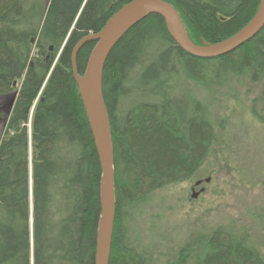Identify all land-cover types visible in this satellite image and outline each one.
<instances>
[{
  "label": "trees",
  "instance_id": "1",
  "mask_svg": "<svg viewBox=\"0 0 264 264\" xmlns=\"http://www.w3.org/2000/svg\"><path fill=\"white\" fill-rule=\"evenodd\" d=\"M133 1L0 0V101L15 82L20 87L0 130V264H95L101 169L72 53ZM163 1L198 46L236 35L260 4ZM94 46L87 43L77 56L80 76ZM239 81L260 83L264 94V30L229 55L201 60L151 15L111 52L103 73L116 175L109 264H151L131 227L132 209L158 190L201 178L220 141L211 106ZM164 264H264V256L246 231L219 228Z\"/></svg>",
  "mask_w": 264,
  "mask_h": 264
},
{
  "label": "rangeland",
  "instance_id": "2",
  "mask_svg": "<svg viewBox=\"0 0 264 264\" xmlns=\"http://www.w3.org/2000/svg\"><path fill=\"white\" fill-rule=\"evenodd\" d=\"M211 112L220 141L201 178L158 190L132 209L131 227L151 264H164L188 241L219 228L246 231L264 256L262 85L239 81L225 88Z\"/></svg>",
  "mask_w": 264,
  "mask_h": 264
},
{
  "label": "water",
  "instance_id": "3",
  "mask_svg": "<svg viewBox=\"0 0 264 264\" xmlns=\"http://www.w3.org/2000/svg\"><path fill=\"white\" fill-rule=\"evenodd\" d=\"M49 2L50 0L47 4ZM151 15L159 16L164 21L170 38L182 51L201 60H212L229 55L251 42L264 30V0H260L253 19L236 35L218 44L203 43L202 46H198L189 37L181 17L173 6L163 0H134L115 13L99 34L83 39L74 48L71 60L72 73L101 169L99 187L101 214L97 227L95 264H109L116 215L113 142L103 96L104 67L111 52L128 32ZM87 43H95V46L89 56L85 73L80 76L77 69V56ZM13 87L16 90L5 96L0 104L4 126L19 95L18 83L15 82ZM31 184L30 169V186ZM200 184L201 182H197L195 187ZM197 197L198 194L194 193L192 199Z\"/></svg>",
  "mask_w": 264,
  "mask_h": 264
},
{
  "label": "bare ground",
  "instance_id": "4",
  "mask_svg": "<svg viewBox=\"0 0 264 264\" xmlns=\"http://www.w3.org/2000/svg\"><path fill=\"white\" fill-rule=\"evenodd\" d=\"M114 154V153H113Z\"/></svg>",
  "mask_w": 264,
  "mask_h": 264
}]
</instances>
